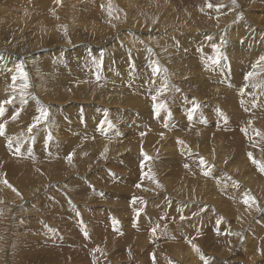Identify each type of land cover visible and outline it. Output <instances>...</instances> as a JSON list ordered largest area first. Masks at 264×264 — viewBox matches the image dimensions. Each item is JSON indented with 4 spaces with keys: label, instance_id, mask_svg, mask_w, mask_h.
Here are the masks:
<instances>
[{
    "label": "rangeland",
    "instance_id": "1",
    "mask_svg": "<svg viewBox=\"0 0 264 264\" xmlns=\"http://www.w3.org/2000/svg\"><path fill=\"white\" fill-rule=\"evenodd\" d=\"M261 57L264 0H0V264H264Z\"/></svg>",
    "mask_w": 264,
    "mask_h": 264
},
{
    "label": "bare ground",
    "instance_id": "2",
    "mask_svg": "<svg viewBox=\"0 0 264 264\" xmlns=\"http://www.w3.org/2000/svg\"><path fill=\"white\" fill-rule=\"evenodd\" d=\"M167 8H168V6L165 5L163 9L167 10ZM158 16L160 18H162V15H158ZM194 28L197 29L198 27L194 26ZM168 33H170V32H166L165 34L167 35ZM200 34L202 36V33H200ZM205 36L207 38L211 37L212 40L216 38V34H214L213 31H209V32L206 31L205 32ZM259 36H260V34H258L257 32H253V31L249 32L246 35L237 34L235 42L236 43H240L242 41V38H244L243 41L246 42V44L255 47L256 45L262 43V40L260 39ZM142 42H143V40L141 38V39L138 40V42L134 41L133 43H128V45H126L125 47H122V48H123L124 51H125V49H127L128 51L130 49L131 51H136L138 53L141 50ZM228 42H232V40L230 38H228ZM150 52H151V50H150ZM154 53H155V56H157V57H158V55L160 56V53L157 50H154ZM152 59H154V57ZM160 63H162L161 60H160ZM162 64H164V63H162ZM11 67H13V64H12ZM169 80L171 81L172 79L169 77ZM100 83L101 82H99V84ZM83 84H84L83 79L79 78L78 80L73 82L72 86L73 85L78 86V85H83ZM171 84H173L172 81H171ZM76 86H73V88L76 87ZM104 90L96 93L94 96H98L101 100L103 99L102 96H105V98L103 100H105L106 102L107 101L111 102V104H114V105H123L124 104V105H127V106H131L133 104V102L130 101V100H124L125 101L124 102L120 96H114V97L108 96ZM88 94L90 95L91 93H88ZM212 107H215V105H212ZM212 107H209V108H212ZM91 117L92 118L88 119V121H96L97 123L100 122V120L94 114H92ZM207 117H209L210 119L214 120L215 118H217V112L214 109H209L208 112H207ZM173 122H176V124H179L180 126H183V129L184 128L186 129L188 126L198 127L200 129L199 133L201 135V137H198V138L203 140V141H205V142H209V141L213 140L216 137L215 134H212L210 129H207V128L204 127V125H205L204 121L202 119H200V118L198 119V117L196 115H194V114H191V116H189V115H186L185 112H182V111L175 112V115H174V113L172 115V119L170 121V124L173 123ZM191 122H193V124H191ZM159 124H160V122H158V121L152 122V126L159 125ZM110 125H112V123H110L109 126ZM179 125H177V126L174 125L173 129L171 131L168 130L167 133H160V137H161V138L159 137L160 139H157L155 137L151 138L150 140L147 141V145L156 144L157 140H159L160 142H162V141L171 142V145H173V146L169 148V150H171L170 154L172 156H175V158H177L179 155H181L182 150L181 149H176V145H177V143L184 141L182 136L185 135L184 133L181 132L183 129H179ZM94 128H97V125H95L93 127V129ZM168 129H169V127H168ZM112 134H113L112 137H114V138H120V137L124 136V134H121L119 132V130L116 129V128H114L112 130ZM99 136H101V135H99ZM186 136H187V134H186ZM195 138H197V137H195ZM100 143L103 144V145L106 144L105 141H101ZM118 146H119V148L116 149V153H118V154L122 153V152L124 153V152H126L128 150L127 145H125L124 143H123V145L119 144ZM150 147L151 146H148V149H154V147H152V148H150ZM260 249L264 250V245H261ZM258 250H259V246L255 250L256 256H259L258 255Z\"/></svg>",
    "mask_w": 264,
    "mask_h": 264
},
{
    "label": "snow or ice",
    "instance_id": "3",
    "mask_svg": "<svg viewBox=\"0 0 264 264\" xmlns=\"http://www.w3.org/2000/svg\"><path fill=\"white\" fill-rule=\"evenodd\" d=\"M208 7L211 8L212 5L209 3V4H208ZM209 39H211V37H209ZM261 60H264V57H261ZM212 62H213V63H219V59H214ZM252 75H253V73H248V75L245 77V79H248V78L251 77ZM21 76H22L23 78H25V80H26V73H23L22 69H21ZM15 79H16V77H13V80H14V81H15ZM24 87H27V84H26V83H25ZM162 91H163V89L161 90V92H162ZM152 99L155 100L156 97L154 96ZM5 103H7V101H6ZM160 107H163V105H160ZM2 112H3V109L0 108V113H2ZM41 112H42V116H47V112H46V111L41 110ZM189 116H191V114H189ZM33 127H35V125H33ZM28 130H29V132H31V130H32L31 127H30ZM0 135H3L2 128H0ZM9 146H11V141H9ZM146 158H147V157H146ZM250 158H251V154H250ZM69 159H71V157H69ZM253 163H256V161L253 160ZM261 171H264V167H261ZM245 203H247V200H245ZM154 231H155V229H153V232H154Z\"/></svg>",
    "mask_w": 264,
    "mask_h": 264
}]
</instances>
